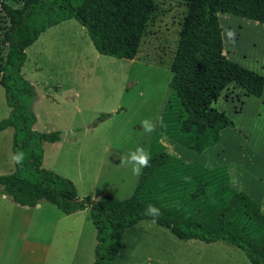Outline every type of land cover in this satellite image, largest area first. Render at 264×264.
Wrapping results in <instances>:
<instances>
[{
  "label": "trees",
  "instance_id": "1",
  "mask_svg": "<svg viewBox=\"0 0 264 264\" xmlns=\"http://www.w3.org/2000/svg\"><path fill=\"white\" fill-rule=\"evenodd\" d=\"M21 1V7H13L0 0V14L9 22L3 35L0 85L12 109L0 122V131L14 128V154L24 153L23 163L16 164L13 173L0 176L2 194L23 207L44 201L66 215L89 208L97 230L94 264H115L127 229L152 220L144 215L149 204L162 212L156 224L179 239L207 244L224 241L243 251L252 264H264L261 207L246 192L231 187L228 167L208 169L197 162L184 163L167 152L160 135L151 144L150 166L143 169L134 193L125 199L80 198L71 180L42 166L43 144L60 142L62 133L34 130L37 118L30 99L35 91L21 73L27 48L50 27L76 19L98 53L134 60L155 0ZM179 1L186 4L187 13L171 64L173 78L160 130L202 153L220 142L222 130L235 126L225 112L213 107L223 95L228 98L229 92H237L243 106L242 95L260 99L264 93V75L225 55L219 15L264 24V0Z\"/></svg>",
  "mask_w": 264,
  "mask_h": 264
},
{
  "label": "rangeland",
  "instance_id": "2",
  "mask_svg": "<svg viewBox=\"0 0 264 264\" xmlns=\"http://www.w3.org/2000/svg\"><path fill=\"white\" fill-rule=\"evenodd\" d=\"M5 1L13 7L22 6L21 0ZM186 13L187 6L182 1L155 0V10L134 60L98 53L88 31L76 19L50 27L27 48L21 73L35 91L34 98L30 99L37 118L34 130L62 133L60 142L43 144L42 166L71 180L78 195L87 194L82 198L92 194L98 200L105 196L130 197L139 177L132 174L130 166L121 164L119 157L138 146L150 153L155 135H160V143L179 158L175 155L179 154V147L160 130L158 118L162 117L169 95L173 78L171 64ZM238 18L241 17L219 15L223 33L225 28L236 32L235 43L223 34L224 53L229 59L264 75L261 69L264 28L245 25ZM8 28L9 22L0 14V77L5 49L3 35ZM241 100L246 105H241L237 92H229L228 98L223 95L218 100L217 108L235 126L229 127L230 133H224L217 147L203 153L193 152L201 161L222 163L228 170L231 166L243 182L261 187L264 186V113L257 98L242 95ZM11 111L5 89L0 85V122ZM104 115L107 117L102 119ZM146 119L156 124L154 132H144L141 121ZM244 131L249 135L245 137ZM13 138L14 128L0 131V176L16 170L11 159ZM187 156L191 155H183ZM1 203L0 264H15L23 231L28 229L31 239L39 236L37 220L24 225V219L14 213L7 219V207ZM52 208L62 212L55 206ZM86 209L85 233L80 246L74 248L77 241L63 238L59 232L45 264H89L85 261L91 254L89 232L96 227L90 209ZM52 231L45 230V237L51 238ZM120 250L115 264H252L243 251L227 242L207 244L196 239L181 240L152 220L127 229Z\"/></svg>",
  "mask_w": 264,
  "mask_h": 264
},
{
  "label": "crops",
  "instance_id": "3",
  "mask_svg": "<svg viewBox=\"0 0 264 264\" xmlns=\"http://www.w3.org/2000/svg\"><path fill=\"white\" fill-rule=\"evenodd\" d=\"M238 19H239L238 21L245 23V25L246 24L248 26L252 25L254 27L262 25V27L264 28V24L262 23L252 21L246 18H238ZM246 21H249V22H246ZM261 69L262 71H264V62L261 64ZM246 97H249V99L254 98L251 96H246ZM257 100L260 103V110L264 113V93H263V96ZM217 105L218 103L216 104V106ZM94 128L95 127H93V129ZM228 129H231V128L228 127L222 130L220 142L214 147H209L208 149H213L217 147L221 143V141H223L224 133L229 132ZM233 131L236 132V130H233ZM242 133H243V130H242ZM244 135L246 137L247 135H249V133L247 131H244ZM172 144H174L176 147H179V154H175V155L178 156L179 157L178 159L183 161L184 163L189 164L192 162H196L194 160H198L199 162L197 161V163L207 167L208 169H214L216 167L224 166L222 163H218V162L210 164L203 160L201 161L199 157L194 156V155H197V153L199 152L189 149L179 144L176 141L172 142ZM208 149H206L205 151H207ZM167 152L171 155V153L168 150ZM187 153L191 156L183 157V155L184 154L186 155ZM228 171L230 175L231 187L236 190L246 192L262 209V201L264 197V186L262 185L261 187H257V186H252V185L250 186L246 184L245 182H243V180H241L240 174H238L237 172L233 173V169L231 166ZM79 196L82 198L84 196H87V194H79ZM88 196L91 197L92 199L98 200L94 194L88 195ZM0 198H1L0 201L2 202L1 204L7 207V219H10L14 213L16 217L20 219L21 218L24 219L25 221L24 225H26V223L27 224L29 223L31 225L35 219L37 220L36 222H37V230H38L39 236H37L36 239H31L28 236V233H29L28 229L23 231L24 237H23V240L21 241V248L15 259V264H45L48 258V255L51 253V250L54 247L55 240L59 232L62 233L63 238H71V240L77 241L78 244H76L74 248H78L80 246L79 242L82 240V237L85 233L84 214L88 212L86 207L82 210L72 212L70 215H66L63 212L61 213L57 212L56 210H54V208H52L53 205L49 206L47 202H44V201L33 208L23 207L21 205L14 203L7 196L3 195L1 186H0ZM6 229L8 232L9 231L8 228ZM49 229L53 230L51 238L49 236L45 237L44 235L45 230H48L49 232ZM89 233H90V239H89L88 247H89V252H91V254H89L88 260L85 259V261L89 262V264H94L95 262L94 250L97 246V240H96L97 230L94 229L93 231H90ZM42 235L44 236L43 238H42ZM79 259H81V257H79ZM71 260H73V258Z\"/></svg>",
  "mask_w": 264,
  "mask_h": 264
},
{
  "label": "clouds",
  "instance_id": "4",
  "mask_svg": "<svg viewBox=\"0 0 264 264\" xmlns=\"http://www.w3.org/2000/svg\"><path fill=\"white\" fill-rule=\"evenodd\" d=\"M224 35L227 36L228 40L235 43L236 32L231 28L224 29ZM215 107V105H213ZM159 121L162 124L163 118L159 117ZM141 127L144 132L152 133L155 131L156 124L150 120L141 121ZM121 164L130 166L132 174L139 177L143 174V169L150 166L151 155L143 147H136L135 150L129 151L127 155L120 156ZM11 159L15 164H22L24 160V153L22 151L16 152ZM189 179V178H185ZM145 216L152 218V223H156L159 217L162 215L161 210L155 205L149 204L144 212Z\"/></svg>",
  "mask_w": 264,
  "mask_h": 264
}]
</instances>
